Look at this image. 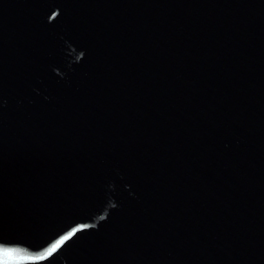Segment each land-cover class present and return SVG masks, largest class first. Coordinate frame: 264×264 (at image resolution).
Masks as SVG:
<instances>
[{
    "label": "water",
    "instance_id": "1",
    "mask_svg": "<svg viewBox=\"0 0 264 264\" xmlns=\"http://www.w3.org/2000/svg\"><path fill=\"white\" fill-rule=\"evenodd\" d=\"M0 264H264V0H0Z\"/></svg>",
    "mask_w": 264,
    "mask_h": 264
},
{
    "label": "snow or ice",
    "instance_id": "2",
    "mask_svg": "<svg viewBox=\"0 0 264 264\" xmlns=\"http://www.w3.org/2000/svg\"><path fill=\"white\" fill-rule=\"evenodd\" d=\"M65 239H67V237H65Z\"/></svg>",
    "mask_w": 264,
    "mask_h": 264
}]
</instances>
